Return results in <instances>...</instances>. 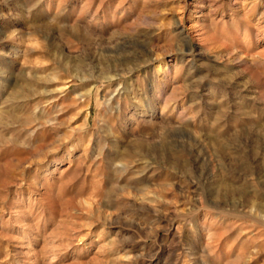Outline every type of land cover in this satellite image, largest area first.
I'll return each instance as SVG.
<instances>
[{
    "label": "rangeland",
    "instance_id": "1",
    "mask_svg": "<svg viewBox=\"0 0 264 264\" xmlns=\"http://www.w3.org/2000/svg\"><path fill=\"white\" fill-rule=\"evenodd\" d=\"M0 68V264H264V0H0Z\"/></svg>",
    "mask_w": 264,
    "mask_h": 264
},
{
    "label": "bare ground",
    "instance_id": "2",
    "mask_svg": "<svg viewBox=\"0 0 264 264\" xmlns=\"http://www.w3.org/2000/svg\"><path fill=\"white\" fill-rule=\"evenodd\" d=\"M91 1H92V0H91ZM90 8H91V7H90ZM74 9H75V8H74ZM181 37H182V36H181ZM183 40H184V39H183ZM0 74L3 75V76H5L4 79H5L7 82H9V79H7V78L10 77V75L12 74V73L10 72V70L8 71V69L6 70V68L1 70V68H0ZM7 76H8V77H7ZM113 78H115V77H106L105 79H106V80H111V79H113ZM2 80H3V79H2ZM12 82H13V81H12ZM9 83H10V82H9ZM16 83H17L16 81L12 83V86H13L14 89L18 88L17 85H16ZM10 84H11V83H10ZM15 85H16V86H15ZM19 87H20V86H19ZM91 90H92V88H91ZM91 90L89 91V94L91 93ZM17 93H18V92H17ZM12 97L14 98L15 101H19L20 98H21L20 96H17V95H13ZM24 101H25V100H24ZM21 104H22V103H21ZM1 120H2V119H1ZM0 123H3V122L0 121ZM140 147H141V146H140ZM124 153H125V152H124ZM124 153H123V152L121 153V157H123ZM125 155H126V154H125ZM228 264H229V263H228Z\"/></svg>",
    "mask_w": 264,
    "mask_h": 264
}]
</instances>
